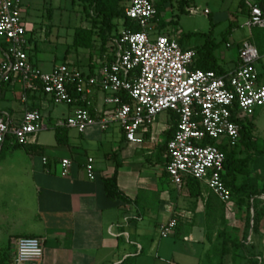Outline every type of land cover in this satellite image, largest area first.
Returning a JSON list of instances; mask_svg holds the SVG:
<instances>
[{
	"label": "built area",
	"instance_id": "built-area-1",
	"mask_svg": "<svg viewBox=\"0 0 264 264\" xmlns=\"http://www.w3.org/2000/svg\"><path fill=\"white\" fill-rule=\"evenodd\" d=\"M240 1L248 10L246 26L264 29V8L259 0ZM155 13L154 0H128L126 17L140 30L127 29L124 20H119L118 34L108 44L111 54L100 67L85 72L64 63L44 72L27 52L22 0H0V45H7L0 59V88L16 79L23 87L24 102L33 94L73 106L68 117L56 120L55 129L83 134L95 125L102 131L117 126L130 143L141 142L138 134L149 132L159 114L172 112L177 127L166 144V170L172 183L181 189L186 178H194L223 203H230L233 192L223 178L225 154L221 147L226 142L238 144L242 123L264 106V84L255 69L261 54L251 40H245L239 44L240 61L235 69L226 73L198 69L195 49L184 48L175 36L156 32L151 22ZM204 13L210 12L206 9ZM96 93L104 95L106 110H97ZM47 118L40 109L26 110L18 121L9 112L0 111V154L9 135L14 144L25 146L48 130L51 124ZM43 162L47 164L48 158ZM94 164L92 157L84 163L90 179L95 178ZM72 166L70 158L61 159V174L69 176ZM177 225L176 218L162 225L161 236H174ZM31 240L38 241L43 252L27 264H43V241L33 236L17 239L11 264H17L18 248Z\"/></svg>",
	"mask_w": 264,
	"mask_h": 264
},
{
	"label": "crops",
	"instance_id": "crops-1",
	"mask_svg": "<svg viewBox=\"0 0 264 264\" xmlns=\"http://www.w3.org/2000/svg\"><path fill=\"white\" fill-rule=\"evenodd\" d=\"M242 4L237 12L246 18L243 25L248 28V10ZM153 26L157 31V24L153 23ZM249 31L251 36L241 43L251 40L259 49L261 59L255 69L259 73L260 83L264 84L259 70L264 62V33L257 36L252 29ZM161 33L176 37L168 26ZM29 40L31 38L28 37ZM6 48L7 45H0V59ZM214 56L225 71H231L239 65V53L232 64L222 63L215 52ZM94 68L98 67L95 65ZM0 89V97L5 99L8 92H12L18 99L15 104L9 102L0 107V111L9 112L17 121L28 109L45 107L47 115H52L48 97L28 94L27 101H22L23 87L16 79ZM101 94H95V106L99 112L106 110L104 95ZM175 122L173 117L172 124L158 130L153 125L149 132L138 134L141 142L135 143L127 142L125 134L117 126L102 131L95 125L88 127L83 134L69 130L68 145L58 144L56 130L46 142L39 144L38 135L28 144V151H24L28 161L18 168L16 175L19 186L29 187L33 202V215L29 218L25 236L42 239L45 250L43 264H167V261L175 264L170 259L171 255H161V242L156 241V233L173 218L178 220L177 227L185 220L192 221L188 219L191 212L186 208L187 200L182 194L184 187L177 189L179 192L176 196L167 193L159 179L165 171L154 167L159 163L165 164V168L167 166V146L165 151L162 146L167 144L168 133ZM161 136L165 139L160 140ZM156 152L159 157L154 162ZM113 153H116L115 157H112ZM143 155L151 159L146 160ZM44 157L48 158L47 164L43 162ZM87 157L95 160L94 179H90L84 170ZM63 158L73 160L69 176L61 174L60 160ZM117 161L121 163L117 183L124 196L112 199L106 193L105 179L113 176ZM144 162L147 166L142 164ZM203 197L206 196L203 194ZM253 217L249 228V244L246 241L244 244L253 251H264V210L260 212L255 232ZM208 252L209 249H203L206 255L204 264H215L211 255L207 256ZM254 258L259 259L255 264H264V254ZM239 261L238 258L237 261L231 259L226 264H243Z\"/></svg>",
	"mask_w": 264,
	"mask_h": 264
},
{
	"label": "rangeland",
	"instance_id": "rangeland-1",
	"mask_svg": "<svg viewBox=\"0 0 264 264\" xmlns=\"http://www.w3.org/2000/svg\"><path fill=\"white\" fill-rule=\"evenodd\" d=\"M187 1L184 11L178 9V3L167 10L165 20L175 21L168 27L173 29L177 39L183 40L184 48L201 47L205 43L204 34L211 33L212 40L216 44L215 55L222 63L232 64V60L238 57L241 41L251 36L249 29L243 25L246 18L237 12L241 1ZM22 2L27 36L31 38L27 52L32 62L44 72H49L54 66L64 63L88 72L90 62H94L99 67L107 60V55L111 54L109 48L107 51L101 50L97 34L94 36V44L91 48L73 46L76 29L92 27V20L83 12V5L79 0H22ZM206 9L210 12L208 15L204 13ZM99 25L100 23L96 27ZM157 29H159L158 26ZM252 31L257 36L264 33V29L261 28H253ZM229 40L233 44L231 48L227 47ZM91 57H93L92 60ZM263 64L259 70L264 79ZM37 100L40 101L39 98ZM17 101L14 93L8 92L5 99L0 97V107L9 102L15 104ZM47 101L50 103L51 99L48 97ZM50 106L52 115L47 118V121L51 125L48 130L39 134V144L53 137L56 130L53 126L57 119L66 118L74 111L73 106L65 104L51 102ZM40 110L44 112L45 107H40ZM172 118L173 116L167 111L159 114L156 118L158 122L154 124L156 130L172 124ZM249 121L254 122L255 125L253 137L256 149L246 150L241 143L231 145L226 142L225 146L230 150L235 149L238 157H249L250 178L248 181L253 187L262 189L264 187V106L257 108L255 115ZM69 130L73 133L76 131ZM159 139L165 138L161 136ZM12 143L13 137L9 135L0 154V264L12 262L16 241L25 236L30 224L29 218L33 215L29 187L19 186L16 175L18 168L28 161L24 153L28 151V145L14 147ZM143 157L146 160L151 159L147 155ZM158 157L159 153L156 152L154 162ZM101 158H103L102 155ZM142 164L147 166L146 162ZM164 165L159 163L154 167L157 170L166 171ZM159 179L163 190L173 196L178 195V187L170 181L169 177L162 173ZM245 179H247L245 176L238 175L237 184L241 185ZM183 187L182 194L187 200L186 208L191 212L188 219L192 221L181 222L175 235L169 238H163L160 230L157 231L156 241L161 242V255H171L170 259L174 260L175 264H204L206 255L203 249L207 248L210 252L207 256L210 254L212 260L216 261L215 264H226L231 259L237 261V258L243 264L258 263L259 259L254 256H261L264 251H253L244 244V241L249 244L251 224L249 225L248 221L252 220L254 215L253 203L257 212H262L264 194L249 199L247 196L233 193L231 202L223 203L205 184H203V194L208 197H202L199 200L192 198L186 186Z\"/></svg>",
	"mask_w": 264,
	"mask_h": 264
},
{
	"label": "trees",
	"instance_id": "trees-1",
	"mask_svg": "<svg viewBox=\"0 0 264 264\" xmlns=\"http://www.w3.org/2000/svg\"><path fill=\"white\" fill-rule=\"evenodd\" d=\"M75 1V0H74ZM83 5V12L86 13L92 20V27L87 28H77L74 34L73 46L77 48H91L94 44V36H97L100 39L101 50L107 51L108 44L110 38L112 36H116L119 31V20H124V27L127 29H132L134 31H139V27L135 24L134 21L130 20L126 17L125 9L128 5V0H79ZM187 0H154V5L156 9V13L152 18L151 22L157 24L158 30L157 33H161L167 26L170 24H174L175 21H166L164 16L167 13V10L175 4H177L178 9L184 11V5L187 3ZM259 4L262 8H264V0H259ZM243 5V4H242ZM51 12V11H50ZM100 23L99 27H96ZM205 43L201 47L193 48L197 51L198 58L195 64V67L201 70H214L218 73H226L224 69H222L218 65V60L214 56V52L216 49V44L212 40V34H204ZM179 43L182 45L181 38L178 39ZM183 46V45H182ZM93 57H91L92 60ZM95 64L94 62H90L89 69L90 71H94ZM172 116L175 118L176 115L170 112ZM241 130V138L239 143L243 144L246 150H255V140L253 137L254 130V122L247 121L246 123H242ZM177 127V121L175 125L168 133V140L173 136ZM68 132L69 129L66 128H58L56 129V139L58 144L60 145H68ZM206 143H212L211 141H206ZM19 145L15 144L14 147H18ZM222 151L225 154V173L223 174L224 181L231 191L240 196H247L249 199L255 198L264 194V187L262 189H258L253 187L250 184L248 179L250 178V170H249V157H238L235 149H228L225 145L221 147ZM163 151L166 150V145L162 146ZM116 153L112 154V157H115ZM110 155H107V157ZM168 161V158H167ZM121 166V163L117 161L115 165V172L113 176L105 179V188L108 197L112 199L122 198L124 194L119 190L118 187V171ZM165 176L169 177L167 170L164 173ZM238 175H243L247 179L241 184L238 185ZM184 185L189 191V195L192 198L197 200L202 199L203 197V184L194 179V178H186L184 180ZM183 185V186H184ZM254 202V201H253ZM254 209V217H253V231L255 232L258 229L260 212H257L255 208V204L253 203ZM256 220L258 222H256ZM248 224H251V220L248 221ZM4 264V262H3ZM11 264V263H9Z\"/></svg>",
	"mask_w": 264,
	"mask_h": 264
},
{
	"label": "clouds",
	"instance_id": "clouds-1",
	"mask_svg": "<svg viewBox=\"0 0 264 264\" xmlns=\"http://www.w3.org/2000/svg\"><path fill=\"white\" fill-rule=\"evenodd\" d=\"M42 248L39 242L31 240L27 246H20L17 252V264H27L28 261L37 260L42 255Z\"/></svg>",
	"mask_w": 264,
	"mask_h": 264
}]
</instances>
